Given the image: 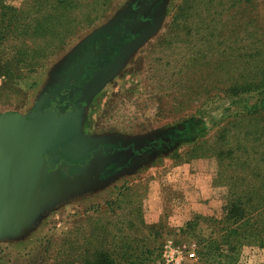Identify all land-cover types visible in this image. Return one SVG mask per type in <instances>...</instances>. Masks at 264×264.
<instances>
[{
    "label": "rangeland",
    "instance_id": "obj_1",
    "mask_svg": "<svg viewBox=\"0 0 264 264\" xmlns=\"http://www.w3.org/2000/svg\"><path fill=\"white\" fill-rule=\"evenodd\" d=\"M26 1L0 0V13L3 5L20 8ZM232 1L222 0L225 7ZM261 2L248 3L244 21L261 15ZM184 3L192 11L198 4L197 0H81L71 10L62 9L60 38L52 48L41 50L47 39L35 37L36 42L28 44L34 46L32 54L25 56L28 61L12 76L2 72L0 115L29 116L63 67L123 20L141 13L135 25L138 35L130 42L139 40L120 50L122 58L114 59V66L88 97L79 126L81 133L97 141L130 146L128 156L134 152L135 156L110 163L116 168L110 177L40 206L19 229L0 231V264H83L88 257L98 264L105 252L116 264H166L162 249L170 242L186 250L180 264H264V247L247 241L238 244L233 233L237 226L224 221L230 184L219 173L216 154L207 151L221 146L224 120L245 108L239 99L227 98L220 83L222 76L232 79L228 85L239 76L233 68L242 45L235 25L239 12L234 14L231 7L218 16L226 26L212 29L209 25L204 30L197 21L212 16L204 12L190 16L192 11ZM250 28L255 36L246 38L244 44L252 57L262 46L256 43L258 34L261 40L264 37L262 29ZM208 38L224 39L220 50H229L208 58L212 65L199 69L197 75L189 74L198 66L192 68L189 61V66L184 65V58L209 53L199 42ZM1 50L4 67L6 60L14 61L16 52L7 42ZM221 58L229 60L231 68L214 69L209 75L208 70ZM206 80L213 81L207 90ZM260 98L256 94L246 99V107ZM17 133L21 144L32 139L27 130ZM15 142L12 139L4 145L1 162L10 156ZM8 177H19L18 170L2 175L3 180ZM189 250L195 257L188 256Z\"/></svg>",
    "mask_w": 264,
    "mask_h": 264
},
{
    "label": "trees",
    "instance_id": "obj_2",
    "mask_svg": "<svg viewBox=\"0 0 264 264\" xmlns=\"http://www.w3.org/2000/svg\"><path fill=\"white\" fill-rule=\"evenodd\" d=\"M47 1L28 0L20 8L10 5L2 6L0 13V59L2 55L1 47L6 42L9 47L13 46L16 54H14L13 62L6 60L8 63L6 66L8 67H2V61L0 60V75L4 72V75L12 76L15 70H19V65L28 61L25 56H30L32 53L29 54V51L34 49V46H28V44L30 40L35 43V37L47 39L46 45L41 50L52 48L54 42L60 38L59 27L64 19L62 9L71 10L81 0ZM262 1L264 3V0ZM251 2L252 0H235L225 7L222 0H197L198 4H196L197 7L194 11H192L193 7L189 4L184 3L183 5L186 6L187 10L192 11L188 15L200 16L204 12L212 16L209 18L206 16V20L200 19L197 21V24L204 30L209 25L213 27L212 29L226 26V21L219 19L218 16L223 15L231 7L234 8V14L239 12V21L235 25H238L237 39L242 45L238 47V61H235L233 65L239 76L233 84L229 85L227 81L232 79L222 76L224 80L220 83L225 86L222 89L223 93L228 96L227 98L235 97L239 99L245 108H241V111L238 109L231 120L229 119L230 116L224 120V125L220 130L221 146L211 147V149L208 147L207 151L210 150L213 154H216L220 164L219 173L225 175L229 180L230 190L224 221L237 226L236 229H233L236 242L243 244L242 242L247 241V243L264 247V39L261 40L258 34L256 43L259 44L260 42L262 46L258 47L257 52L252 54V57L248 53L246 54L248 48L244 44L246 38L255 36L254 30L250 28L253 25L258 31L262 29L260 34L264 37V5L261 2L263 5L261 15L255 14L254 20L251 17L249 20L244 21L248 16L245 11L246 7ZM184 6H180L179 9L183 10ZM253 7L255 9L254 5ZM183 14L185 13L183 12L181 17L184 16ZM245 24L251 25L246 28ZM224 41V39L218 38L200 40L201 47L206 46L209 53L200 52L191 59L184 58V65L189 66L190 63L192 68L198 66L189 74L194 71L197 75L199 69L204 70L205 66L212 65L208 58H213L216 54L219 56L220 53L223 54L226 50H229L228 47L224 52L220 50ZM13 42L16 44H12ZM6 54L9 53L6 52ZM185 54L188 55V51ZM203 54H205V60L201 61ZM245 56L250 59L245 60L247 58ZM221 59L218 60V64H214V68L211 67L208 70L209 75L214 69L229 70L231 68L229 60ZM29 62L31 63V61ZM208 87L209 89L213 87V81H207L205 90ZM205 93L208 94V91H205ZM256 94L261 97L259 101L253 105H249L248 102L250 107H246L245 103L248 98L251 99ZM197 97H194L193 100H196ZM218 143L220 144V141ZM227 229V225L223 224V230L227 231ZM99 259L98 264H116L114 258L106 252L101 253ZM89 260L90 257L83 264H95L97 262L93 259Z\"/></svg>",
    "mask_w": 264,
    "mask_h": 264
},
{
    "label": "flooded vegetation",
    "instance_id": "obj_3",
    "mask_svg": "<svg viewBox=\"0 0 264 264\" xmlns=\"http://www.w3.org/2000/svg\"><path fill=\"white\" fill-rule=\"evenodd\" d=\"M137 13L123 20L108 36L89 44L77 59L55 75L40 101L39 118L34 121L41 133V145L37 149L40 172L23 184L29 180L37 183L86 175L95 178L96 183L113 174L116 168L110 167V163L135 156V152L128 156L130 146L103 143L81 133L74 115L84 107L93 81L112 64L126 43L138 35L135 25L142 17ZM20 219V215L12 214L10 221L19 226Z\"/></svg>",
    "mask_w": 264,
    "mask_h": 264
},
{
    "label": "water",
    "instance_id": "obj_4",
    "mask_svg": "<svg viewBox=\"0 0 264 264\" xmlns=\"http://www.w3.org/2000/svg\"><path fill=\"white\" fill-rule=\"evenodd\" d=\"M139 38L125 45L123 52L133 46ZM121 54L116 58L117 61L119 57L123 56ZM114 64H111L93 81L88 97L95 91ZM87 101L84 107L74 115L78 128ZM41 111L42 104L40 103L29 116L18 112H7L0 115V154L4 151V145L7 142L12 139L16 141V146L10 152V156L4 158L2 162L0 161V231L19 229L18 227L22 226L29 216H33L40 206L63 198L71 193L79 192L87 184L96 181L95 178L86 175L83 178L48 179L37 183L29 180L26 184H23L26 179L28 180V178L34 177L40 172L41 161L37 149L41 145V133L37 125L34 124V121L39 118ZM18 130H27L31 133L32 139L21 144L18 139ZM24 151H31V153L28 154ZM18 158L19 162L16 165L15 160H18ZM13 162L16 166H14ZM15 168L19 172V177L2 179V175L7 174ZM4 183H7L8 186ZM12 214L20 215L21 225L17 226L11 223Z\"/></svg>",
    "mask_w": 264,
    "mask_h": 264
},
{
    "label": "built area",
    "instance_id": "obj_5",
    "mask_svg": "<svg viewBox=\"0 0 264 264\" xmlns=\"http://www.w3.org/2000/svg\"><path fill=\"white\" fill-rule=\"evenodd\" d=\"M185 251L186 250L183 247L177 246L170 242L164 245L162 249V257L166 264H180ZM189 251L190 252H188V256L191 258L195 257V252L192 250Z\"/></svg>",
    "mask_w": 264,
    "mask_h": 264
},
{
    "label": "crops",
    "instance_id": "obj_6",
    "mask_svg": "<svg viewBox=\"0 0 264 264\" xmlns=\"http://www.w3.org/2000/svg\"><path fill=\"white\" fill-rule=\"evenodd\" d=\"M170 174V173H169ZM174 176H178L176 173H175V175ZM74 264H82L81 262H76V263H74Z\"/></svg>",
    "mask_w": 264,
    "mask_h": 264
}]
</instances>
